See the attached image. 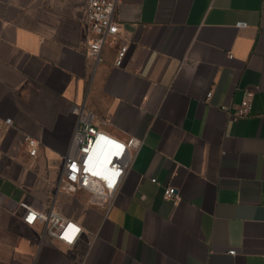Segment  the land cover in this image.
<instances>
[{"label": "crops", "instance_id": "crops-1", "mask_svg": "<svg viewBox=\"0 0 264 264\" xmlns=\"http://www.w3.org/2000/svg\"><path fill=\"white\" fill-rule=\"evenodd\" d=\"M115 19L96 66L82 2L0 0V264H264V0H120ZM247 90L251 114L233 120ZM75 105L143 139L105 208L59 189ZM21 202L82 235L44 236Z\"/></svg>", "mask_w": 264, "mask_h": 264}, {"label": "built area", "instance_id": "built-area-1", "mask_svg": "<svg viewBox=\"0 0 264 264\" xmlns=\"http://www.w3.org/2000/svg\"><path fill=\"white\" fill-rule=\"evenodd\" d=\"M84 4L86 24L93 35L86 44L87 55L97 66L101 60L105 46L118 37L120 25L115 13L120 0H77ZM238 28H246L247 24L239 22ZM130 51V45L121 44L117 51L115 66L122 68ZM213 92L207 94L212 97ZM255 92L247 90L241 105L230 113L233 120L248 117L252 110ZM73 113L77 117V126L72 136L70 148L65 156L64 169L59 189L67 192L85 190L90 194L89 203L94 207L105 208L115 199L116 192L126 173L132 168L135 158L143 146V139L129 138L122 140L98 128L95 114L85 105H75ZM11 120H7L9 123ZM30 155L38 153V143L25 138ZM112 160L111 163H108ZM157 182L156 178L152 179ZM164 199L177 203L180 199L178 191L172 186L164 188ZM24 210L23 221L34 226L43 224L44 236H49L67 245H74L83 233V228L75 220L69 219L54 208L48 211L36 209L28 202L20 203ZM31 217V219H29ZM235 256L237 252L230 250Z\"/></svg>", "mask_w": 264, "mask_h": 264}, {"label": "clouds", "instance_id": "clouds-1", "mask_svg": "<svg viewBox=\"0 0 264 264\" xmlns=\"http://www.w3.org/2000/svg\"><path fill=\"white\" fill-rule=\"evenodd\" d=\"M111 162H112V160H109V161H108V163H111Z\"/></svg>", "mask_w": 264, "mask_h": 264}, {"label": "snow or ice", "instance_id": "snow-or-ice-1", "mask_svg": "<svg viewBox=\"0 0 264 264\" xmlns=\"http://www.w3.org/2000/svg\"><path fill=\"white\" fill-rule=\"evenodd\" d=\"M29 219H31V217H29Z\"/></svg>", "mask_w": 264, "mask_h": 264}]
</instances>
